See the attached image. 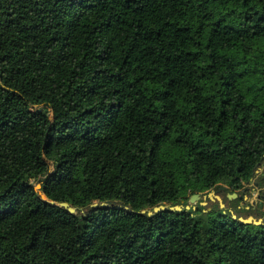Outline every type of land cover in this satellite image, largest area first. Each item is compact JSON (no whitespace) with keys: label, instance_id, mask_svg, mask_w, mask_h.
<instances>
[{"label":"trees","instance_id":"trees-1","mask_svg":"<svg viewBox=\"0 0 264 264\" xmlns=\"http://www.w3.org/2000/svg\"><path fill=\"white\" fill-rule=\"evenodd\" d=\"M260 168L264 0H0V264H264L220 205L139 214Z\"/></svg>","mask_w":264,"mask_h":264},{"label":"rangeland","instance_id":"rangeland-1","mask_svg":"<svg viewBox=\"0 0 264 264\" xmlns=\"http://www.w3.org/2000/svg\"><path fill=\"white\" fill-rule=\"evenodd\" d=\"M51 112V111H50ZM51 170H54V166L51 165ZM263 168L259 169V174L263 172ZM261 175V174H260ZM43 178H39L37 181H34L36 189L40 191L41 188L38 186H42ZM258 180V177L257 179ZM255 180V181H256ZM214 192H209L201 195V199L199 201L191 204V207L196 209V206H202L206 209V212H211L213 208H216L220 205L219 200L216 198L218 196L224 207L222 209L229 211L230 213L237 215L238 217H254L256 220L261 219L264 222V188L255 186V183H250L245 186V188L236 193L237 197H230L233 194L229 189L223 190L221 188H217L213 190ZM204 203V205H201ZM172 205V204H168ZM189 205L188 202H184V206ZM197 210V209H196Z\"/></svg>","mask_w":264,"mask_h":264},{"label":"water","instance_id":"water-1","mask_svg":"<svg viewBox=\"0 0 264 264\" xmlns=\"http://www.w3.org/2000/svg\"><path fill=\"white\" fill-rule=\"evenodd\" d=\"M48 120L53 125L54 120H55V115H54L53 111H52V116H50V115L48 116ZM44 158H45V155H44ZM45 160L50 166L53 165V162H50L46 158H45ZM50 175H51V173H49V176ZM38 188H42V186L41 187L38 186ZM221 189L227 190L228 187L222 186ZM212 192H214V191H212ZM42 196H43V198H45V194L44 193H42ZM230 197H232V199L236 198L237 194L236 193L231 194ZM216 198L220 202V207L223 208L224 204L222 203V200L218 196H216ZM200 199H201V194H195V195L191 196V198L189 200V205L184 206V201L181 203V205H178V206H175V207H172L171 205H168V204H164V205H159V206L153 208L152 210H143V211L139 212V214L140 215H148L149 217H155L157 214H162V213H165V212H181L184 209L185 210H190V209H192L191 204H193L196 201H199ZM50 204L53 205V206H57L59 208H64L70 214L78 215V217L80 219H82L87 214L91 213L92 212L91 209H96L99 206H103V207H109L110 206V204L108 202H104V203H101V204L100 203H94L93 205H91V207H90L91 209L90 210L89 209L88 210H82L79 213L78 208H75V207L71 206L69 203H66V202L56 203V202L51 201ZM201 205H204V203H201ZM118 208L121 209L120 206H118ZM124 210L128 211L129 208L126 207V208H124ZM232 217H233L234 220H238V221H240V222H242L244 224H258V226L264 225V222L261 219L256 220L254 217L244 218V217H238L237 215H234V214H233Z\"/></svg>","mask_w":264,"mask_h":264},{"label":"bare ground","instance_id":"bare-ground-1","mask_svg":"<svg viewBox=\"0 0 264 264\" xmlns=\"http://www.w3.org/2000/svg\"><path fill=\"white\" fill-rule=\"evenodd\" d=\"M176 206H178V205H176ZM172 207H175V206H172ZM254 225L258 226V224H254Z\"/></svg>","mask_w":264,"mask_h":264},{"label":"crops","instance_id":"crops-1","mask_svg":"<svg viewBox=\"0 0 264 264\" xmlns=\"http://www.w3.org/2000/svg\"><path fill=\"white\" fill-rule=\"evenodd\" d=\"M255 186H258V185L255 183Z\"/></svg>","mask_w":264,"mask_h":264}]
</instances>
